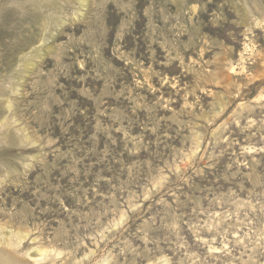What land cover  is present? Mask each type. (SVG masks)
<instances>
[{
    "label": "rangeland",
    "instance_id": "rangeland-1",
    "mask_svg": "<svg viewBox=\"0 0 264 264\" xmlns=\"http://www.w3.org/2000/svg\"><path fill=\"white\" fill-rule=\"evenodd\" d=\"M58 3L42 30L0 0V224L27 231L20 253L264 264V0Z\"/></svg>",
    "mask_w": 264,
    "mask_h": 264
},
{
    "label": "bare ground",
    "instance_id": "bare-ground-1",
    "mask_svg": "<svg viewBox=\"0 0 264 264\" xmlns=\"http://www.w3.org/2000/svg\"><path fill=\"white\" fill-rule=\"evenodd\" d=\"M58 1L60 2V0H23V3H24L23 8H24V10H26L28 13L31 14L30 16L32 18V22L34 24L36 23L37 25H39L40 29L45 30L48 23L50 22V19L54 17L51 14L52 13L51 10L57 9L59 7ZM88 1L89 0H79V4H80L81 8L85 7L86 4L88 3ZM48 12H50V15H48ZM80 13H82V12H80ZM0 19H2L1 16H0ZM42 56L43 55L41 54V52H39L36 56H33V57L22 54L19 58L20 59L19 64H21V66L24 67V69L21 67L24 74H26L28 72L30 73V71H32V69L36 66L37 59H40ZM257 59H259V62H260L259 64H261V65L263 64V66H264V53L259 51L257 53ZM226 72H227V76L231 77V75L236 73L235 66L232 65V63H231L227 67ZM18 73H20V72L18 71ZM13 74H15V73H13ZM13 74H11V75L13 76ZM17 75L18 74L14 75L11 79L12 80L17 79L19 77V76L16 77ZM21 79L22 78H20V80ZM2 83L3 82L0 81V97H2L5 94V91H4L5 88L3 87ZM10 83H11V81H10ZM5 102H4V104H5ZM4 104H3V106H4ZM11 107H12L11 101L6 102V107H4V108L10 109ZM0 133H3V132H0ZM1 141H0V149H1V147L4 148V146H2L3 145L2 142L4 140L2 142ZM20 146H22V145H20ZM28 235L29 234L27 233V231H23L22 229H21V231L19 229V231L16 230V231L12 232L11 229L9 230V227L7 228L5 225L0 224V264H43L42 259H40V258H42L44 256V253H45L44 250H40V249L35 250L34 249L35 252L31 253V254H24L23 252H22L23 254L20 253L21 250L19 251V248L21 247L22 243H24V241L28 237ZM43 260H45V259H43Z\"/></svg>",
    "mask_w": 264,
    "mask_h": 264
}]
</instances>
